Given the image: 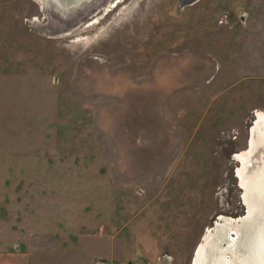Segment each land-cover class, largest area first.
Listing matches in <instances>:
<instances>
[{"label":"rangeland","instance_id":"374dc122","mask_svg":"<svg viewBox=\"0 0 264 264\" xmlns=\"http://www.w3.org/2000/svg\"><path fill=\"white\" fill-rule=\"evenodd\" d=\"M193 1L0 0V256L192 264L245 214L264 0Z\"/></svg>","mask_w":264,"mask_h":264},{"label":"bare ground","instance_id":"6f19581e","mask_svg":"<svg viewBox=\"0 0 264 264\" xmlns=\"http://www.w3.org/2000/svg\"><path fill=\"white\" fill-rule=\"evenodd\" d=\"M64 1L79 4L84 0ZM117 2L115 8L122 1ZM97 22L98 19L89 23L87 28ZM255 116L251 148L241 155L239 170L248 217L243 222L217 224L213 232L209 230L192 264H264V111H257Z\"/></svg>","mask_w":264,"mask_h":264},{"label":"flooded vegetation","instance_id":"af4514ba","mask_svg":"<svg viewBox=\"0 0 264 264\" xmlns=\"http://www.w3.org/2000/svg\"><path fill=\"white\" fill-rule=\"evenodd\" d=\"M256 115V114H255ZM256 116H255V121L253 122V124H252V127H251V129L249 130V136H248V144H247V148H246V150H244L243 152H240L241 154H237L236 156H234V161H236V163H238V168H237V170H236V177H237V180H238V182H239V184H238V186H239V188L242 190V197H241V201H242V204H243V206L245 207V210H246V212H244L245 214L244 215H242V216H239V217H231V216H225V215H221L219 218H218V220H216V222H215V224L212 226V227H210V228H208L207 230H206V234L209 232V230L210 231H214L215 229H216V227H217V224H237V223H240V222H243L247 217H248V205L246 204V202H245V190L243 189V186L241 185V183H240V174H239V170L241 169V167H242V165H241V162H240V157H241V155L243 154V153H247L249 150H250V148H251V138H252V130L255 128V126H256ZM238 156V157H237ZM237 157V158H236ZM205 234V235H206ZM202 241H205V238H203L202 239ZM200 246V245H199ZM199 246H198V248H197V250H196V252H195V256H194V260H195V258H196V255L198 254V249H199Z\"/></svg>","mask_w":264,"mask_h":264},{"label":"crops","instance_id":"0c3cea01","mask_svg":"<svg viewBox=\"0 0 264 264\" xmlns=\"http://www.w3.org/2000/svg\"><path fill=\"white\" fill-rule=\"evenodd\" d=\"M13 258L14 256L12 254H9L8 256H0V264H13ZM29 261L27 264H33V260Z\"/></svg>","mask_w":264,"mask_h":264},{"label":"water","instance_id":"95a60500","mask_svg":"<svg viewBox=\"0 0 264 264\" xmlns=\"http://www.w3.org/2000/svg\"><path fill=\"white\" fill-rule=\"evenodd\" d=\"M198 0H195V1H193V2H197Z\"/></svg>","mask_w":264,"mask_h":264}]
</instances>
